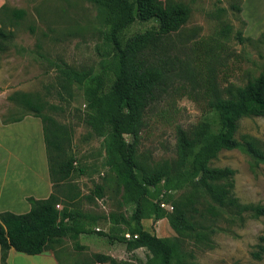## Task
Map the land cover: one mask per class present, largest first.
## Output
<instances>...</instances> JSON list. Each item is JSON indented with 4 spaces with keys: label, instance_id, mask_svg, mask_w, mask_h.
Returning <instances> with one entry per match:
<instances>
[{
    "label": "rangeland",
    "instance_id": "374dc122",
    "mask_svg": "<svg viewBox=\"0 0 264 264\" xmlns=\"http://www.w3.org/2000/svg\"><path fill=\"white\" fill-rule=\"evenodd\" d=\"M163 1L189 7V16L178 30L160 35L156 21L136 17L124 31L129 42L152 32L150 47L157 46L147 53L160 56L169 75L167 92L148 105L137 137L125 135L134 146L141 171L149 174L177 167L180 133L191 136L206 124L217 129L218 116L211 102L228 98L231 87L245 85L264 67V43L255 40L264 32V0H249L244 9V0ZM234 3L241 5V12L233 8ZM2 4L22 9L24 15L15 19L0 10V22L11 33L6 49L0 52V119L33 116L20 98L10 97L22 92L63 126L70 136L63 160L71 159L73 171L54 188L61 199L56 207L64 217L73 209L106 217L100 219L97 229L107 231L109 214L129 216V209L120 204L121 185L104 165L102 138L85 122L89 108L82 85L67 82L58 68L66 63L91 75L102 73L109 50L103 12L89 0H0ZM241 37L254 40L241 41ZM10 133L14 135L5 137L10 152L0 164V186H4L0 187V208L10 210L12 206L19 212L24 207L19 194L36 190L45 181L48 166L46 154L45 169L35 159L27 135ZM244 134L264 141V116L240 118L236 137L241 140ZM210 165L234 170L232 193L241 204L264 206V160L257 161L238 148L223 149ZM97 187H101L99 195ZM185 189H163L156 198L148 197L149 217L142 219L143 228L173 240L184 263L264 264V252L260 258L254 254L264 246V216H253L249 210L241 214L227 210L204 221L211 228L202 230V238L178 235L168 221L171 209L160 204L164 201L172 206ZM51 252L57 256V264H111L97 262L96 254L110 255L116 264H144L148 254L143 247L126 251L124 243L111 242L97 233L82 234L77 240L64 237ZM25 257L30 258L16 263L48 264L42 261L43 255ZM0 264H5L1 258Z\"/></svg>",
    "mask_w": 264,
    "mask_h": 264
},
{
    "label": "trees",
    "instance_id": "16d2710c",
    "mask_svg": "<svg viewBox=\"0 0 264 264\" xmlns=\"http://www.w3.org/2000/svg\"><path fill=\"white\" fill-rule=\"evenodd\" d=\"M103 12L109 50L100 74L91 75L78 71L66 63L58 65L67 82L82 85L88 111L85 122L96 136L101 137L104 165L114 174L121 185L120 204L129 209V216L109 214L111 225L107 231L98 228L97 214L68 210L66 217L56 206L61 202L54 188L64 183L73 171L71 159L63 160L64 144L70 140L69 133L52 116L42 112V105L33 101L27 93L15 92L10 97L20 98L22 104L33 111L41 122L45 154L52 185V192L44 198L27 196L30 208L26 212L0 211V258L5 263L7 251L13 248L24 254H39L54 249L62 238L77 240L79 234L97 233L109 241L125 244L126 251L146 248L148 254L144 264H188L179 260L177 244L167 237L157 236L143 228L142 219L149 217L148 197L156 198L163 189L182 190L172 201L168 221L180 236L203 237V223L222 214L234 211L241 214L251 211L253 216H264L263 205L241 204L233 195L234 170L229 167L211 166L223 149L238 148L257 161L264 160V141L244 134L236 137L237 123L242 117L264 116V67L254 79L243 86L231 87L230 96L211 102L218 116V127L210 129L206 124L191 136L184 132L179 137L180 158L177 167L166 172L146 173L135 157L133 144L125 135L137 137L142 124V115L148 105L167 92L169 75L165 61L157 54L151 56L152 32L148 31L139 40L124 39V31L136 17L153 19L160 35L178 30L189 16V7L180 2L163 0H89ZM241 12V5H232ZM0 10L15 19L24 15L22 9H9L2 4ZM11 36L0 22V52H3ZM242 40H254L241 37ZM264 43V32L258 39ZM18 117L11 121H20ZM164 177V182L162 178ZM101 187H97L100 194ZM163 200V199H161ZM164 202V201H161ZM65 211L66 209H62ZM123 225L124 228L119 226ZM126 231L129 237H125ZM264 240V237H261ZM256 251L260 258L264 246ZM54 256L57 258L55 252ZM97 262L116 264L110 255L96 254Z\"/></svg>",
    "mask_w": 264,
    "mask_h": 264
},
{
    "label": "crops",
    "instance_id": "0c3cea01",
    "mask_svg": "<svg viewBox=\"0 0 264 264\" xmlns=\"http://www.w3.org/2000/svg\"><path fill=\"white\" fill-rule=\"evenodd\" d=\"M247 4L250 5L249 0H244L243 9L244 7L247 6ZM11 131L14 133H21L23 134V136H26V135L28 136L29 139L27 143L29 144V147L31 148V152L34 153L35 159H37L38 162L41 160L40 164H42V168L44 167L45 169V166L43 163V158H45V151H44L42 127H41L40 119L35 116H26L22 118L20 121H15V122H3L0 119V139L3 140L0 145V149H1L0 151L3 155L2 157L0 155V164H4L6 162V159H4L3 157L4 155H7L10 152L9 145L7 144L9 142H6L5 137L7 136L10 138V136L14 135L13 133H10ZM23 138L24 137H22V139ZM32 165L33 164L30 165V169L33 171ZM45 170H46L45 173L47 174V176L45 174V181H43V183H41L36 190H29L28 192L24 191L19 194L21 196L20 197L21 200L23 201L22 203V206L24 205L23 210L22 211L20 210L21 212L20 211L16 212V210H14L12 206H10L9 211H12L15 213L26 212L30 208V203L27 202L26 204V200H24V198H26L27 196H33L35 198H44V197H47L52 192V185L49 179V175L47 173L48 167ZM0 187L4 188V186H0ZM0 211H4V209L0 208ZM81 235L82 234H79L78 237H80ZM41 255L44 256L42 257V261L46 260L48 261L47 262L48 264H57V260L54 257L53 252L49 250L41 252L39 254H24V253L15 251L13 248H10L7 251L5 264H10V263L19 264L21 262H25L27 260L26 258H30V257H25V256H37L38 257ZM16 262H19V263H16Z\"/></svg>",
    "mask_w": 264,
    "mask_h": 264
},
{
    "label": "built area",
    "instance_id": "2783aa9c",
    "mask_svg": "<svg viewBox=\"0 0 264 264\" xmlns=\"http://www.w3.org/2000/svg\"><path fill=\"white\" fill-rule=\"evenodd\" d=\"M162 207H169V209H172V206L170 205H168V204H166L165 202H161V204H160ZM125 236L126 237H129V234H125Z\"/></svg>",
    "mask_w": 264,
    "mask_h": 264
}]
</instances>
